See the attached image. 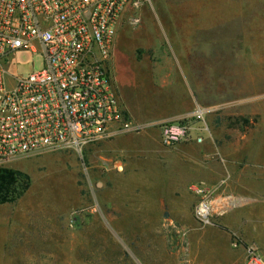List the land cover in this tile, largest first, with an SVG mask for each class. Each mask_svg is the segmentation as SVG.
I'll use <instances>...</instances> for the list:
<instances>
[{"label":"rangeland","instance_id":"374dc122","mask_svg":"<svg viewBox=\"0 0 264 264\" xmlns=\"http://www.w3.org/2000/svg\"><path fill=\"white\" fill-rule=\"evenodd\" d=\"M121 22L115 51L123 39ZM139 24L127 20L132 32ZM128 43L129 90L136 102L152 96L156 82L151 65H143L147 77L140 75L134 39ZM206 51L205 59L230 56L225 47ZM232 53L233 63L191 65L186 77L194 103L207 109L208 128L233 153L230 142L237 140L244 148L243 138L264 136V48ZM42 60L39 52L18 50L8 66L20 76L40 69ZM108 140L88 144L80 154L59 149L0 164L26 182L13 201H0V264H187V251L198 235L213 227L227 231L219 214L212 224H200L193 213L197 197L187 187L172 192L170 180L145 156L120 155L109 149ZM218 159L226 165L224 157ZM227 171L223 180L229 179Z\"/></svg>","mask_w":264,"mask_h":264},{"label":"crops","instance_id":"0c3cea01","mask_svg":"<svg viewBox=\"0 0 264 264\" xmlns=\"http://www.w3.org/2000/svg\"><path fill=\"white\" fill-rule=\"evenodd\" d=\"M149 2L150 7L145 3L122 13L123 39L116 51V40L113 46L115 91L125 113L144 128L137 134L109 137L108 147L126 157L145 156L170 180L172 192L184 191L197 182L218 185L229 170L228 181L224 179L213 198L214 211L227 231L213 227L198 235L196 246L191 244L187 251L186 263L244 264L246 245L254 243L264 251V136L243 138L244 148L237 140L230 142L232 153L210 127L202 142H180L166 149L156 123L197 106L186 77L187 67L231 64L236 57L232 50L264 48V0ZM132 16L140 21L133 32L127 27ZM130 39H134L138 72L147 77L148 67L143 65H151L156 82L154 94L136 102L129 90L133 84L130 53L126 52ZM222 47L230 50L228 58L201 57L209 54L206 50ZM218 155L225 158L226 165ZM228 201L232 203L228 205ZM233 236L239 239L237 246Z\"/></svg>","mask_w":264,"mask_h":264},{"label":"built area","instance_id":"2783aa9c","mask_svg":"<svg viewBox=\"0 0 264 264\" xmlns=\"http://www.w3.org/2000/svg\"><path fill=\"white\" fill-rule=\"evenodd\" d=\"M147 1L0 0V164L59 149L80 154L100 139L143 130L121 106L112 62L122 13ZM18 50L39 52L42 67L14 75L8 65ZM206 114L197 105L184 116L157 122L161 144L202 142L209 131ZM224 182L188 185L197 197L193 213L200 224H212L213 198ZM244 264H264V251L246 245Z\"/></svg>","mask_w":264,"mask_h":264},{"label":"trees","instance_id":"16d2710c","mask_svg":"<svg viewBox=\"0 0 264 264\" xmlns=\"http://www.w3.org/2000/svg\"><path fill=\"white\" fill-rule=\"evenodd\" d=\"M238 119L248 122L244 117ZM25 188L26 182L21 174L8 168H0V201H13Z\"/></svg>","mask_w":264,"mask_h":264}]
</instances>
